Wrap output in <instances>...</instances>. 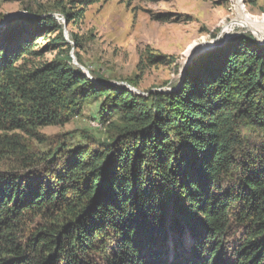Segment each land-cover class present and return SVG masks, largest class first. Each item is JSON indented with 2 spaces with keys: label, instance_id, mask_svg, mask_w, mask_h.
Returning <instances> with one entry per match:
<instances>
[{
  "label": "trees",
  "instance_id": "1",
  "mask_svg": "<svg viewBox=\"0 0 264 264\" xmlns=\"http://www.w3.org/2000/svg\"><path fill=\"white\" fill-rule=\"evenodd\" d=\"M25 10L0 27V264H264V45L237 36L137 95ZM48 32L68 62L30 60ZM98 99L102 141L39 133Z\"/></svg>",
  "mask_w": 264,
  "mask_h": 264
},
{
  "label": "rangeland",
  "instance_id": "2",
  "mask_svg": "<svg viewBox=\"0 0 264 264\" xmlns=\"http://www.w3.org/2000/svg\"><path fill=\"white\" fill-rule=\"evenodd\" d=\"M60 7L80 14L66 23ZM26 8L42 13L41 17L53 16L60 23L72 59L68 62L66 48L55 44L60 42L57 33L48 32L37 38L34 51L39 54L31 61L63 59L107 83L122 82L126 87L128 82H135L136 87L130 86L141 94L176 90L188 60L191 63L237 36L249 33L264 45L254 32L233 22L240 9L247 19L259 23L264 37V0H0L1 20L11 15L20 17ZM207 43L212 45L203 48ZM74 53L79 54L81 63ZM100 101L90 100L79 116L64 125L42 127L39 133L45 138H66L72 145L83 142L84 136L102 141L107 132L96 120ZM185 240L188 248V237Z\"/></svg>",
  "mask_w": 264,
  "mask_h": 264
},
{
  "label": "bare ground",
  "instance_id": "3",
  "mask_svg": "<svg viewBox=\"0 0 264 264\" xmlns=\"http://www.w3.org/2000/svg\"><path fill=\"white\" fill-rule=\"evenodd\" d=\"M21 15L23 16V14L21 13ZM58 20V19H57ZM233 22L238 24L239 26H241L244 29H247L249 31L254 32V34L257 36V38L259 37L261 40H264V37L261 36L260 34V27H259V23H257L256 21H252L250 19H247L245 17V15L243 14V12L239 9V11L236 12V15L233 19ZM259 28V29H258ZM229 32V30H227V28H225V32ZM212 44L207 43V45L205 44L203 48L211 46ZM195 49V48H194ZM200 49V48H199ZM195 51V50H194ZM190 58V57H189ZM188 58V59H189Z\"/></svg>",
  "mask_w": 264,
  "mask_h": 264
},
{
  "label": "water",
  "instance_id": "4",
  "mask_svg": "<svg viewBox=\"0 0 264 264\" xmlns=\"http://www.w3.org/2000/svg\"><path fill=\"white\" fill-rule=\"evenodd\" d=\"M23 14V16H28V17H31V18H34V16H32L31 14L27 13V12H21ZM14 15H11L9 17H4L1 21H0V26L2 24H4L7 20H10L11 18H13ZM66 32H64V35H65ZM259 42H264V40H261L259 37L257 38ZM194 57V56H193ZM73 58V56H72ZM75 64H77L76 62H74ZM188 63H190V60H188V62H186L183 66V69L180 73V76H181V80H180V84L182 83V75H183V72H184V69L188 66ZM79 68L84 72V74L93 82H95V80L93 79V77L91 75H89L88 73V70L84 69L82 66H79ZM121 84L123 85V83L121 82ZM180 84L178 86H180ZM125 85V84H124ZM126 88L128 90H130L131 92L135 93V94H141L139 91H137L134 87H131L130 85L126 84ZM141 95H146V94H141Z\"/></svg>",
  "mask_w": 264,
  "mask_h": 264
}]
</instances>
